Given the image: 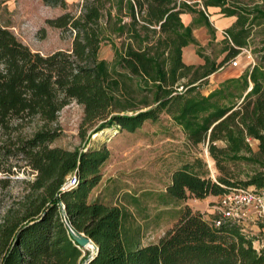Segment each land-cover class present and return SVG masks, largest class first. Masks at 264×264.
Here are the masks:
<instances>
[{
    "label": "trees",
    "instance_id": "trees-1",
    "mask_svg": "<svg viewBox=\"0 0 264 264\" xmlns=\"http://www.w3.org/2000/svg\"><path fill=\"white\" fill-rule=\"evenodd\" d=\"M41 1L67 7L66 0ZM200 3L234 17L212 55L193 28L206 29L208 44L214 28L196 3L183 0H82L77 13L46 19L72 35L70 49L49 54L0 24V264H264V242L254 245L240 222L215 225L186 202L156 241L128 248L125 206L88 198L108 148L51 145L61 134L59 112L71 102L83 109L81 135L134 132L165 114L190 145H204L213 172L195 155L171 172L163 195L181 200L251 188L264 196V0ZM185 12L197 14L189 25ZM104 45L110 61L100 57ZM187 45L200 63L184 62ZM242 48L252 61L201 93L209 75ZM27 169L32 177H20ZM73 174L77 183L62 189ZM68 224L97 245L89 258Z\"/></svg>",
    "mask_w": 264,
    "mask_h": 264
},
{
    "label": "rangeland",
    "instance_id": "rangeland-1",
    "mask_svg": "<svg viewBox=\"0 0 264 264\" xmlns=\"http://www.w3.org/2000/svg\"><path fill=\"white\" fill-rule=\"evenodd\" d=\"M66 1L67 7L62 9L47 6L41 0H0V24L11 30L31 49L42 54L70 49L72 35L63 34L61 30L46 23L47 18H53L65 11L78 12V3L82 0ZM183 1L192 3L191 0ZM232 1L252 3V0ZM215 9L217 11V8ZM222 36V32L214 34V41L203 45L204 52L209 55L216 53L219 49L217 42ZM192 46L190 45L189 49ZM100 57L112 60L113 52L108 45L101 47ZM236 59L242 64V54ZM223 68L231 76L240 73L239 66L231 68L224 64ZM208 88V85H203L198 90L204 93ZM82 116V106L76 102L65 106L56 121L61 134L51 145L69 150L102 146L108 148L109 157L100 167L101 178L91 189L88 198L100 197L109 203L125 206L128 216L124 223L123 235L128 248L156 241L175 221L178 208L185 202L202 210L208 219L216 215L215 207L219 197L205 202L193 197L176 200L163 195L166 185L170 182L171 172L195 155L206 163L211 173L213 172L212 161L204 145H190L182 131L173 125L167 115L162 114L155 123L144 122L134 132L109 128L93 133L89 129L81 135ZM32 175L27 169L20 177ZM19 186L20 184L16 183L15 190H18ZM208 208H212V211H207ZM257 220L253 208L245 209L239 218L245 232L255 236L253 243L256 246L258 242H264V228H258ZM85 250L83 249V253ZM80 264H84V259Z\"/></svg>",
    "mask_w": 264,
    "mask_h": 264
},
{
    "label": "crops",
    "instance_id": "crops-1",
    "mask_svg": "<svg viewBox=\"0 0 264 264\" xmlns=\"http://www.w3.org/2000/svg\"><path fill=\"white\" fill-rule=\"evenodd\" d=\"M192 3H196L194 8L197 10H202L205 16L207 17V20L209 21L210 25L214 28V34H218V32H223L222 30L226 29L230 24L233 22L234 17L233 16H222L219 12L216 11V7H206L205 9L202 7L200 0H191ZM196 13H189L185 12L181 14V19L185 25L191 24L193 18H196ZM193 35L198 40V43L200 45H205L208 41V35L206 33V29L203 26H197L193 28ZM190 45H187L183 48V60L185 63H192V64H198L201 62V59L198 57V55L195 53V48L192 46L191 49H189ZM242 54V64L237 61V66H239V72L243 70L245 65L248 63V58H246L245 54L240 52ZM239 54V55H240ZM238 60V59H237ZM228 67H231L229 64H227ZM234 68V67H231ZM240 74V73H239ZM238 74V75H239ZM236 75V76H238ZM232 77L231 75L227 74V72L224 70L223 66L220 67L218 70L213 72L208 77V82L206 85L209 86V88L204 92L206 94L209 90H211L213 87L216 86L217 83L221 82L225 78ZM253 145H255V142H253ZM221 194H209L206 195L203 198H198V200H202L205 202L214 200L215 198L219 197ZM188 203V202H186ZM192 206V205H191ZM197 208V207H195ZM200 210V209H199ZM202 211V210H200ZM207 211H212V208H208ZM204 214V213H203ZM205 216V215H204ZM206 217V216H205ZM208 219V216L206 217ZM210 219V218H209ZM244 228V227H243Z\"/></svg>",
    "mask_w": 264,
    "mask_h": 264
},
{
    "label": "built area",
    "instance_id": "built-area-1",
    "mask_svg": "<svg viewBox=\"0 0 264 264\" xmlns=\"http://www.w3.org/2000/svg\"><path fill=\"white\" fill-rule=\"evenodd\" d=\"M190 3V1H186ZM224 35L225 33L222 32ZM241 52L245 54L246 58L251 59L249 51L245 48L241 49ZM237 56L229 61L231 67L237 66ZM77 183L76 175L68 177L67 181L63 184L62 189L69 188ZM64 205H61L63 208ZM216 208V215L210 218V221L215 225L224 220H234L239 222V218L244 214V210L247 208H253L257 218L264 219V196L260 193H255L251 188L234 189L228 193H223L219 196V202ZM68 227L70 225L68 224Z\"/></svg>",
    "mask_w": 264,
    "mask_h": 264
},
{
    "label": "water",
    "instance_id": "water-1",
    "mask_svg": "<svg viewBox=\"0 0 264 264\" xmlns=\"http://www.w3.org/2000/svg\"><path fill=\"white\" fill-rule=\"evenodd\" d=\"M69 229H70V233H71L73 240L77 242L78 246L83 247L89 241L93 242V240L89 236L85 235L83 232L75 231L71 226L69 227ZM95 248H97V245L94 243V249ZM94 249H91V250L87 249L89 250L87 258L91 256V254L94 252ZM84 264H86V260L84 261Z\"/></svg>",
    "mask_w": 264,
    "mask_h": 264
},
{
    "label": "bare ground",
    "instance_id": "bare-ground-1",
    "mask_svg": "<svg viewBox=\"0 0 264 264\" xmlns=\"http://www.w3.org/2000/svg\"><path fill=\"white\" fill-rule=\"evenodd\" d=\"M94 248V243L92 241H89L85 246H83L82 248L85 250V249H88V248Z\"/></svg>",
    "mask_w": 264,
    "mask_h": 264
}]
</instances>
